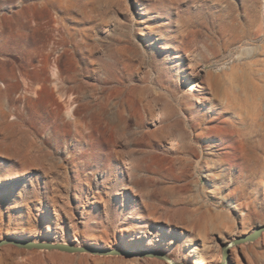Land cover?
Segmentation results:
<instances>
[{"label": "rangeland", "instance_id": "obj_1", "mask_svg": "<svg viewBox=\"0 0 264 264\" xmlns=\"http://www.w3.org/2000/svg\"><path fill=\"white\" fill-rule=\"evenodd\" d=\"M153 39L180 46L182 61L171 65ZM195 67L203 69L201 79L182 82L183 70ZM201 82L211 107L196 111L187 91ZM157 106L164 112L158 129L150 119ZM110 119L134 152L148 149L143 142L152 147L146 162L153 170H107ZM174 126L187 132L185 143L152 145ZM212 147L221 170L202 160L201 149L210 156ZM176 157L191 169L156 170ZM260 224L264 0H0V239L36 230L27 237L68 243L76 235L86 243L95 234L115 248L128 235L124 228L162 233L179 225L187 232L171 257L191 264V247L215 252ZM57 226V237L46 233ZM160 240L174 245L180 237ZM241 245L264 264V233ZM2 248L0 264L169 263Z\"/></svg>", "mask_w": 264, "mask_h": 264}, {"label": "bare ground", "instance_id": "obj_2", "mask_svg": "<svg viewBox=\"0 0 264 264\" xmlns=\"http://www.w3.org/2000/svg\"><path fill=\"white\" fill-rule=\"evenodd\" d=\"M135 7H136V10H140L139 3H136ZM153 40H154V42H156L155 48L157 49V51L160 54H162V53L165 54L169 58V60L171 61V63H172L171 65L177 64L178 61H182V56H181L182 49L179 48L180 46L178 47V46H175L171 43L168 44L167 42L159 41V39L158 40L153 39ZM152 43H153V41H152ZM202 70L203 69L201 67L191 68V70L188 72L183 70V75H182L181 81L187 84V83H190V81H192L193 79L194 80L201 79ZM184 88H186V86H184ZM187 99L189 102L193 103V105H194L193 107H196V111L203 108V107H206V108L211 107V99L209 97V92L206 90L203 82H201L200 86L187 91ZM62 106H64V105L62 104ZM192 111L193 110H191V112H190V114H191L190 118L194 122V120L196 119L194 117L195 111H193V112ZM163 113L164 112H162L160 107H158V108L154 109V113H151V115H150L151 116L150 119L152 121L151 125L154 127H157V129H158L159 124L162 122L161 117H162ZM63 117H64V115H63ZM167 129L168 130L166 132H163L164 133V134H162L163 136L160 135V136H162V140H161L162 142L159 143L158 140H154L152 142V145L154 144L153 146L162 147V149L174 148L178 144L185 143L186 140L188 139L187 134H186L187 132L185 130L181 129L180 127L174 126L170 129L169 128H167ZM147 130H149V129H147ZM107 132H108L107 152L102 157V162L104 163V166L107 168V170L109 172H111V173L113 172L116 175H120V174L128 175V174H133V173L134 174L140 173L142 171H150V170L154 169L151 164L146 162V157L153 154L152 147L148 143H145V142L139 140V142H143L142 144H146L147 145L146 147H148V149L146 151H144L143 153L137 154L136 152H134V146H129L127 144V141H125L126 137H125L124 128H118L114 124V122L111 121V119H110V122L108 125V131ZM149 134L154 135L153 131L149 132ZM155 137H153V138H155ZM156 139H158V135H157ZM200 143L203 146V144H202L203 141L201 140V138H200ZM212 148L213 149L211 151L210 156L205 151V148L201 149L202 150L201 151L202 152V158H203L202 160L204 163H206L209 160L210 162H212L211 167H213L216 170H221L222 169L221 167L215 166L216 165L215 164L216 156L218 153L215 151L214 147H212ZM171 161H173V160H171ZM175 163H177L178 166ZM238 165H235V166H238ZM176 169L180 170L181 172H185L187 170H190L191 167H189L188 165L182 164L181 159L177 158V157L174 160V164L167 166V164L165 162H162V163L160 162L158 164V166L156 167V170L158 172L159 171L172 172V171H175ZM24 175L25 174L23 172L21 174V176H24ZM202 177L204 178L206 183H214V176L211 172L204 171L202 173ZM178 226L177 227L175 226L174 228H168V230H165V228H163L162 233H158L157 230H156V232H151L147 229H143V230H139L137 232V234L133 233L134 231L131 233V229H129V228H124L123 231H125L128 235L125 236V235L121 234L120 239L118 240V244H116L115 248L104 246L101 238L95 234L86 236L84 241H86V243L88 245H83L86 243H79V238L76 235H73L68 243L53 242L51 239H50V241H48V240L47 241L32 240V241L63 243V244H71L74 246H86V247H90V248H93L96 250L95 253H93V254L132 255L131 256L132 259H137L138 255H139L140 257L159 258L161 260L168 261L169 263L166 262L167 264H174V263L187 264L184 262H179L178 260H176V258L172 259V257H171V256L176 255V252L179 250V248H181V242L185 239V234L187 232V228L185 226H181V227H178ZM143 227H145V226H143ZM56 228H58V230H56V231H51L48 228L46 230V233L47 234L51 233V234H53V237H57V234H59L58 232L61 231V230H59V229H61V227L57 226ZM252 231H253V229H249L248 233L252 232ZM13 234H16L19 236L21 235V239H19V236H18V238H15V237H5V238L19 239V240H31V238L27 237V235L28 236L29 235H31V236L35 235L36 230H28V231L20 233V234H17L16 232H14ZM176 235L180 237V240L177 241V243L174 245H171L169 243L167 244V242H162V240H160V237H162V238L172 237L173 238ZM151 236H156V237H154V239H153ZM236 237H238V236H236ZM234 239H231L230 241H232ZM230 241H228L227 243H229ZM227 243H223V244H227ZM223 244H222V246H223ZM2 249L4 250V248H2ZM109 249H117V250L121 251L122 254L107 253V251ZM46 250H48V249L42 250V251H44L42 253H44V254L50 253V252H47ZM147 252L163 254L165 257L148 256L146 254ZM188 256L190 257L189 261L192 262L191 264H215L216 262H218L217 264H220L221 262H224V264H241L242 260H244L245 264H256L253 261V259H251L246 254V252L244 250V246L241 244L230 245L228 256L223 255V247H222V249L219 248L215 252H213L208 247L200 248L198 246L191 247L188 251ZM98 258H101V257H98Z\"/></svg>", "mask_w": 264, "mask_h": 264}, {"label": "water", "instance_id": "obj_3", "mask_svg": "<svg viewBox=\"0 0 264 264\" xmlns=\"http://www.w3.org/2000/svg\"><path fill=\"white\" fill-rule=\"evenodd\" d=\"M264 233V224H260L253 228L252 232L245 233L241 236L236 237L234 240L230 241L227 244H223V255H229V246L232 244H244L249 242H254L258 240ZM8 245H13L18 248L24 249H48V250H61L66 252H91L95 253V249L86 247V246H74L71 244H63V243H52V242H35L32 240H19V239H10V238H1L0 239V248ZM107 253L110 254H122L121 251L117 249H109ZM148 256H162L165 257L163 254H157L153 252H147ZM174 264H183V263H174ZM220 264H224L221 262Z\"/></svg>", "mask_w": 264, "mask_h": 264}]
</instances>
